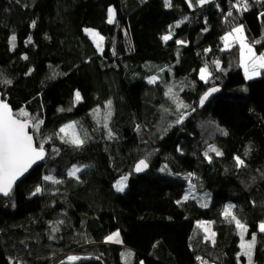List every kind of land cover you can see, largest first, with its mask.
Masks as SVG:
<instances>
[{"label":"trees","instance_id":"16d2710c","mask_svg":"<svg viewBox=\"0 0 264 264\" xmlns=\"http://www.w3.org/2000/svg\"><path fill=\"white\" fill-rule=\"evenodd\" d=\"M247 3L0 0V92L29 113L19 119L43 121L35 139L48 152L0 197V264H66L69 254L80 258L70 264H247L230 205L264 264V69L248 81L240 46L224 40L244 27L264 52V0ZM86 29L103 37L101 51ZM213 87L221 93L201 109ZM69 123L79 147L60 132ZM140 160L150 171L137 176ZM77 165L88 169L73 178ZM116 232L122 243H107Z\"/></svg>","mask_w":264,"mask_h":264},{"label":"snow or ice","instance_id":"6c2138e0","mask_svg":"<svg viewBox=\"0 0 264 264\" xmlns=\"http://www.w3.org/2000/svg\"><path fill=\"white\" fill-rule=\"evenodd\" d=\"M199 4L203 5L205 3H208L209 0H198ZM189 3L191 4V0H189ZM165 4L169 7H171V0H165ZM233 7H236L237 10L240 11H247L249 9V4L247 3V0H237V4L233 5ZM229 16L232 15L231 12L228 13ZM115 17V10L109 9V19L108 23H113ZM35 24H33V27ZM177 27L179 25H176ZM90 36L98 37L99 33H96L92 30L86 29L85 30ZM244 29L243 27H237L232 30L228 34V36L224 37V40L226 42V47L228 46V42L230 39H233L239 43L241 54H242V66L245 70V75L248 79H252L253 76L259 74L260 69H264V55L257 56L255 52L253 51L252 45L247 43L246 38L243 35ZM171 35H167L162 37L164 41H168L171 39ZM16 37H12L13 46L15 42ZM101 41L103 40V37L99 38ZM182 43V42H181ZM97 47H100V43L97 42ZM27 59V57H25ZM218 63V62H217ZM211 76V73L208 71V69L202 68L200 70V78L207 82L208 78ZM156 80L155 77H153L149 82L154 83ZM3 83L10 84L11 81L4 80ZM219 91V89L213 87L211 88L200 100V106H203L205 101L208 100L209 96L213 95V93ZM169 97L173 99L177 105L178 108H186L187 105H184L182 102L178 100V97L175 96L173 89L169 87L168 93ZM81 95L79 92H76L75 94V102H79L81 100ZM109 111L107 113L106 119L110 118L111 116V102L108 104ZM71 109H69L70 111ZM63 111V109H62ZM99 112V110H96ZM29 113L26 111H21L18 114H14L10 106L0 101V194L4 196H9L13 185L19 179L34 163H36L38 160H43L45 157V150H44V141H41L39 143V147H37L36 143L34 142V136L37 135L40 132V127L43 124L42 120H35L31 127H33L34 131L32 134H29V122L25 120H21L18 117H28ZM182 122V117L177 120V123ZM107 125L105 124V127ZM60 132L64 134L65 137H68V139L65 141L67 143H71L72 145L79 147L84 143V140L81 138V133L77 131V126L75 123L66 125L64 128L60 129ZM111 134V133H110ZM227 133H225L226 135ZM86 135V132L84 133ZM210 152H215L217 155H222L221 152H219L214 146L209 147ZM207 155V153H205ZM237 163L240 165L244 164V161L241 160L239 157L236 158ZM148 167V164L145 160H140L139 163L135 166L136 172H141L144 169ZM81 169L79 168H73L69 175L75 176L76 173H78ZM45 180H51L52 177H45ZM126 180L127 177L122 178L120 181L116 184V190L117 191H124V188L126 187ZM55 183H59V181H54ZM37 192L40 191L39 188L36 189ZM187 199V197H185ZM206 206V205H205ZM233 206L230 205L225 210V216H231L232 221L235 222V225L238 229H240L241 234V255H244L248 258L249 264H251L252 260V253L253 249L255 247V236L253 235L250 241L244 240V234L247 231L246 226L241 223L240 220H238L234 215L231 214V208ZM203 227V225H201ZM260 231L264 232V224H261ZM207 231V229H205ZM214 236V233L212 234ZM119 233H114L112 236L108 237L109 241L119 242ZM69 261L75 262L79 257L72 256L68 258Z\"/></svg>","mask_w":264,"mask_h":264},{"label":"rangeland","instance_id":"374dc122","mask_svg":"<svg viewBox=\"0 0 264 264\" xmlns=\"http://www.w3.org/2000/svg\"><path fill=\"white\" fill-rule=\"evenodd\" d=\"M209 1H212V0H209ZM111 9H114V8H111ZM114 19H115V17H114ZM243 29H244V32H243V35H244V37L246 38V41H247V43H249L250 45H252L250 42H249V37H248V35H247V32H246V29L243 27ZM89 30H92V29H89ZM92 31H94V32H96L97 33V31H95V30H92ZM87 35L91 38V40H93L94 41V43H95V45H96V47H97V42H99L100 43V47L98 48L99 49V51H101L102 50V48H101V46H102V42L103 41H101L99 38L101 37L100 35L98 36V37H93V36H90L88 33H87ZM256 36V35H255ZM233 44H238L239 45V43L237 42V41H235V40H233V39H230V41L228 42V46H232ZM252 47H253V51L255 52V54L257 55V52H256V50H255V47L252 45ZM260 55H264V52H262ZM259 55V56H260ZM241 62L243 63V60H242V54H241ZM242 68H243V71H244V74H245V70H244V67L242 66ZM261 71H262V69H260L259 70V74L258 75H255V76H253V78L252 79H248L247 77H246V75H245V77H246V79L248 80V81H250V80H255V79H258L259 78V76H260V74H261ZM69 124H72V123H69ZM69 124H67V125H69ZM76 124V123H75ZM76 126H77V131L78 132H80L81 133V138L84 140V138H83V135H82V132H81V130L79 129V127H78V125L76 124ZM64 128V127H63ZM64 135V134H63ZM65 137V136H64ZM67 139H68V137H66ZM73 168H79V169H81L78 173H76V175L75 176H73V175H70L71 177H73V178H78L79 177V175L82 173V172H84L85 170H87L88 169V166H86V165H77V166H75V167H73ZM72 168V169H73ZM71 172V171H70ZM116 187V186H115ZM127 180H126V187L124 188V191L127 189ZM124 191H122V192H124ZM119 192H121V191H119ZM207 230H208V232H209V236L210 237H212V231L210 230V228L208 227H205ZM239 232H240V229H239ZM117 233V232H116ZM119 233V232H118ZM114 234V233H113ZM112 234V235H113ZM247 234H248V231H246V233L244 234V240L245 241H250L251 239H248L247 238ZM111 235V236H112ZM240 236H241V234H240ZM110 237V236H109ZM119 242H114V241H109L108 240V238H107V243H109V244H115V245H120L121 243H122V238H121V235H120V233H119ZM241 243H242V241H241ZM255 250H256V248L254 247V249H253V253H252V260H251V264H252V262L255 264ZM241 252H242V249H241ZM131 253V252H130ZM73 255H71V254H69V256L67 257H64L63 259H61V261L63 260L66 264H70V263H75V262H77V261H75V262H71V261H69V257H72ZM242 256H244V255H242ZM246 259H247V264H249V262H248V258L246 257V256H244ZM128 258V257H127ZM129 260H131V259H129ZM62 263V262H61Z\"/></svg>","mask_w":264,"mask_h":264},{"label":"water","instance_id":"95a60500","mask_svg":"<svg viewBox=\"0 0 264 264\" xmlns=\"http://www.w3.org/2000/svg\"><path fill=\"white\" fill-rule=\"evenodd\" d=\"M217 89H219V88H217ZM221 93V90L219 89V91H217V92H215V93H213V95H211V96H209V98H208V100L207 101H205V103H204V105L203 106H200V108L202 109V108H204L205 106H207L209 103H210V101L213 99V98H215L218 94H220ZM0 101H3V102H5V103H7L9 106H10V108L12 109V111H13V113L15 114V112H14V109H13V107L5 100V98H4V96H3V94L0 92ZM27 122H29V124H30V127H29V129H28V131H29V134H32L33 133V127H31V125H32V122L31 121H27ZM34 142L36 143V145H37V141H36V139H35V136H34ZM38 147V146H37ZM45 150V157H44V159L43 160H38L36 163H34L19 179H17V181L15 182V184L13 185V188H12V191H11V193H10V195L9 196H4V195H2V194H0V197H2V198H4V199H9L13 194H14V192L16 191V189H17V187L24 181V180H26L34 171H36L37 169H39L40 167H42L45 163H46V161H47V158H48V152H47V150L46 149H44ZM146 161V160H145ZM139 163V162H138ZM137 163V164H138ZM146 163L148 164V167L146 168V169H144L143 171H141V172H136L135 171V173H136V175L137 176H142V175H144V174H146V173H148L149 171H150V165H149V163L146 161ZM136 164V165H137Z\"/></svg>","mask_w":264,"mask_h":264},{"label":"bare ground","instance_id":"6f19581e","mask_svg":"<svg viewBox=\"0 0 264 264\" xmlns=\"http://www.w3.org/2000/svg\"><path fill=\"white\" fill-rule=\"evenodd\" d=\"M252 264H254V263L252 262Z\"/></svg>","mask_w":264,"mask_h":264},{"label":"crops","instance_id":"0c3cea01","mask_svg":"<svg viewBox=\"0 0 264 264\" xmlns=\"http://www.w3.org/2000/svg\"><path fill=\"white\" fill-rule=\"evenodd\" d=\"M264 224V223H263ZM260 228V227H259Z\"/></svg>","mask_w":264,"mask_h":264}]
</instances>
